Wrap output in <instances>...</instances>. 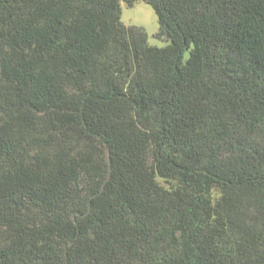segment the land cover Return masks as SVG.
<instances>
[{
  "label": "trees",
  "instance_id": "1",
  "mask_svg": "<svg viewBox=\"0 0 264 264\" xmlns=\"http://www.w3.org/2000/svg\"><path fill=\"white\" fill-rule=\"evenodd\" d=\"M0 264H264V0H0Z\"/></svg>",
  "mask_w": 264,
  "mask_h": 264
},
{
  "label": "rangeland",
  "instance_id": "2",
  "mask_svg": "<svg viewBox=\"0 0 264 264\" xmlns=\"http://www.w3.org/2000/svg\"><path fill=\"white\" fill-rule=\"evenodd\" d=\"M122 7V22L127 27H140L146 31L148 34V43L150 46L164 48L169 44L165 38H160L158 36L160 32V24L158 16L153 9V7L144 2L139 1L134 4L133 7L128 6L125 2L121 3ZM189 57V52L186 53V58ZM159 182L165 186L169 185L162 179ZM217 194H215V197Z\"/></svg>",
  "mask_w": 264,
  "mask_h": 264
}]
</instances>
